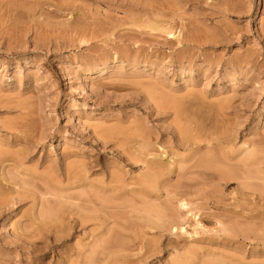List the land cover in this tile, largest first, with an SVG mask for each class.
Wrapping results in <instances>:
<instances>
[{
	"label": "rangeland",
	"instance_id": "1",
	"mask_svg": "<svg viewBox=\"0 0 264 264\" xmlns=\"http://www.w3.org/2000/svg\"><path fill=\"white\" fill-rule=\"evenodd\" d=\"M0 264H264V0H0Z\"/></svg>",
	"mask_w": 264,
	"mask_h": 264
},
{
	"label": "bare ground",
	"instance_id": "2",
	"mask_svg": "<svg viewBox=\"0 0 264 264\" xmlns=\"http://www.w3.org/2000/svg\"><path fill=\"white\" fill-rule=\"evenodd\" d=\"M155 29H157V28H155ZM168 32H170V31H168ZM194 123V122H193ZM194 124H197V123H194ZM201 123H199V124H197L198 126L200 125ZM196 125V126H197ZM202 127H203V124H202ZM201 128V127H200ZM197 129H199V128H197ZM185 130H187V129H185ZM204 131H205V128L203 129ZM202 130V131H203ZM182 132H180V134H179V136H177V138H178V140H176L175 141V146L176 147H178V146H183L184 148L186 147V148H193V150H195L196 148H199V142L198 141H195L196 139L195 138H193L192 137V139H193V141H192V139L190 140V138L191 137H188V136H190V134H189V132L187 133L186 131H183V129L181 130ZM179 133V132H178ZM178 133H177V135H178ZM182 133V134H181ZM188 135V136H187ZM195 139V140H194ZM212 140H214V139H212ZM221 141V140H220ZM220 141H218L217 140V142H220ZM149 153H151V152H149ZM148 153V154H149ZM147 155V154H146ZM205 156V155H204ZM203 156V157H204ZM200 158V159H202V160H200V161H198V162H196V163H193L191 166H188V167H186V169H184V168H180V169H183L182 171H180V173L179 174H181V176H182V174H183V172L184 173H190L192 170H197V168H203V170L205 169L206 171H204V173L205 174H207L208 173V171H209V169H211V170H213V168L215 169V168H217V169H226L225 171H227V169H228V166H226V162L224 163L223 161L225 160V159H222L221 160V158L220 157H218L217 155H215V153H213V152H209L204 158ZM220 158V159H219ZM151 160V159H150ZM149 160H147V162H148ZM152 161L155 163V159L153 160L152 159ZM226 161V160H225ZM147 162H144V163H147ZM150 163H151V161H149ZM152 162V164L151 165H153L154 163ZM227 162H228V160H227ZM161 162L159 161V164H160ZM156 164L158 165V167H159V164H158V162H156ZM150 165V164H149ZM155 165V164H154ZM153 165V168H149V166L148 165H146L147 166V168H148V171H149V169L151 170V171H153V174H152V172L150 171V172H148L149 174H147L146 173V175L145 176H147V178H149L151 181V186H156V176L157 175H160V176H162L161 175V170H160V172H158L159 170H157V172H156V170H154V169H156V168H154V167H156L157 165H155L154 166ZM211 165H213V167H211ZM228 165V164H227ZM151 167V166H150ZM162 165L160 164V169H162ZM221 167V168H220ZM227 167V168H226ZM157 169H159V168H157ZM208 170V171H207ZM223 172H224V170H222ZM155 172V173H154ZM4 173V172H3ZM159 173V174H158ZM155 174H156V176H155ZM179 174H178V176H179ZM225 174H227L228 176H229V178H230V176L231 175H233V172L232 171H230V169H229V171L228 172H226ZM231 174V175H230ZM8 175H9V177H8ZM163 175H164V173H163ZM156 178L155 180H153L154 179V177ZM183 176H185V174L183 175ZM183 176H182V178H183ZM159 177V176H158ZM223 177V176H222ZM146 178V177H145ZM13 177H11V175L10 174H4V181H6V182H9V183H11V182H14L13 181ZM113 179V178H112ZM111 179V180H112ZM160 179V178H159ZM223 179H225V177H223ZM228 179V177L226 176V180ZM233 179V178H232ZM113 181H114V179H113ZM153 181V182H152ZM116 182H118V180H116ZM156 182V183H155ZM188 182L189 181H187V182H184V184H185V186H191V183L192 182H190V185L188 184ZM152 183H155V185L153 184L152 185ZM158 184V183H157ZM184 186V187H185ZM148 193H150V192H148ZM87 195H85V197H86ZM151 196V195H150ZM156 197V196H155ZM87 198H89V196L87 197ZM157 198V197H156ZM87 200V202L89 203V204H94L95 203V201L93 200V201H91V198H89V201H88V199H86ZM184 201V200H183ZM182 201V205H180L181 207H180V212H181V209H185L186 211H182L184 214L187 212L188 213V211H187V207H188V204H186V202L184 203ZM187 205V206H186ZM155 207V206H154ZM189 208V207H188ZM178 209H179V207H178ZM178 209H176L175 208V210H176V212L177 213H179L178 211ZM190 211H192L191 210V208L189 209ZM97 211V210H96ZM102 212L103 211V208H102V211H101V209L100 210H98L97 212ZM189 211V212H190ZM175 212V213H176ZM157 213H158V211H157ZM175 213H172V216L170 215H168V217H169V219L167 220L166 219V224H165V229L167 230V231H170L171 233H175L176 234V236H178L177 234H178V231H182V232H187L186 230H185V228L183 227V221L185 220V217L187 218V217H189V215L188 214H190V213H186L187 215H185V217L183 218V215L184 214H182V213H179L178 215L177 214H175ZM94 214H96V215H98V213H93L92 215H94ZM154 214H156V213H154ZM175 214V215H174ZM180 214H181V216H180ZM95 215V216H96ZM158 215H162V216H164V214H157V219H158V217L160 218V220H161V217L160 216H158ZM174 215V216H173ZM192 215V213L190 214V216ZM81 217H83V216H81ZM92 217H94V216H89V218H87V219H84V217L83 218H80V219H76V220H74L75 222V226H77V227H85L86 226V224L89 222V221H91V220H93L92 219ZM102 217V216H101ZM104 217V216H103ZM181 217H182V219H183V221L182 220H180L181 219ZM86 218V217H85ZM97 219H98V221L99 220H101L100 219V216H99V218L97 217ZM96 220V219H95ZM102 221H104V220H102ZM182 221V222H181ZM157 224L159 223V222H156ZM156 223H154V225L156 224ZM187 223V222H186ZM157 224H156V226H157ZM153 225V226H154ZM153 228V227H152ZM184 232V233H185ZM116 238V237H115ZM118 239V238H117ZM117 239H113V242H115V243H113L112 241H107L108 243H107V245H109V244H111V242H112V244H116V240ZM115 240V241H114ZM117 241H119V240H117Z\"/></svg>",
	"mask_w": 264,
	"mask_h": 264
}]
</instances>
